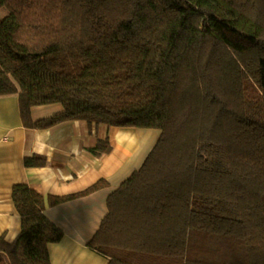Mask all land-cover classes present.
Returning <instances> with one entry per match:
<instances>
[{
  "label": "trees",
  "instance_id": "trees-1",
  "mask_svg": "<svg viewBox=\"0 0 264 264\" xmlns=\"http://www.w3.org/2000/svg\"><path fill=\"white\" fill-rule=\"evenodd\" d=\"M0 97L34 129H154L88 243L107 264H264V0H0ZM62 110L29 121L34 106ZM107 140L90 152L109 153ZM41 156L25 157L41 167ZM67 196L11 188L20 217L0 262L51 264Z\"/></svg>",
  "mask_w": 264,
  "mask_h": 264
},
{
  "label": "crops",
  "instance_id": "crops-1",
  "mask_svg": "<svg viewBox=\"0 0 264 264\" xmlns=\"http://www.w3.org/2000/svg\"><path fill=\"white\" fill-rule=\"evenodd\" d=\"M61 110L58 104L31 107L29 121ZM158 137L154 129L95 126L85 121L34 129L21 119L16 95L0 97V236L12 242L20 231L11 199L13 185L26 184L43 196H67L104 180L105 188L46 207L44 214L63 234L48 246L51 264H107L88 243L107 214L108 195L140 168ZM99 140H107L111 150L97 157L90 149ZM33 155L43 157L45 165L26 167L25 157Z\"/></svg>",
  "mask_w": 264,
  "mask_h": 264
},
{
  "label": "rangeland",
  "instance_id": "rangeland-1",
  "mask_svg": "<svg viewBox=\"0 0 264 264\" xmlns=\"http://www.w3.org/2000/svg\"><path fill=\"white\" fill-rule=\"evenodd\" d=\"M6 15V12L4 9L0 10V19H2Z\"/></svg>",
  "mask_w": 264,
  "mask_h": 264
}]
</instances>
